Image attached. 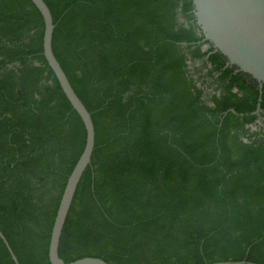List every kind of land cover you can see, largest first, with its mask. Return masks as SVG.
Here are the masks:
<instances>
[{
    "label": "trees",
    "instance_id": "obj_1",
    "mask_svg": "<svg viewBox=\"0 0 264 264\" xmlns=\"http://www.w3.org/2000/svg\"><path fill=\"white\" fill-rule=\"evenodd\" d=\"M43 1L53 54L94 127L59 257L264 264V127L251 130L264 122V84L259 95L201 42L190 0ZM43 30L31 0H0V232L19 264H50L86 137ZM0 264H14L1 239Z\"/></svg>",
    "mask_w": 264,
    "mask_h": 264
},
{
    "label": "water",
    "instance_id": "obj_2",
    "mask_svg": "<svg viewBox=\"0 0 264 264\" xmlns=\"http://www.w3.org/2000/svg\"><path fill=\"white\" fill-rule=\"evenodd\" d=\"M39 11L43 24V57L56 78L64 96L72 109L80 117L85 129V145L65 184L56 215L53 221L48 260L50 264H108L101 258L84 257L65 263L58 255L61 233L71 207L77 185L88 165L94 149V127L90 116L81 100L72 89L65 73L52 51L53 19L43 0H31ZM196 23L203 39L209 42L213 52H220L227 60V65L237 67L239 72L250 75L258 82L259 95L264 84V0H190ZM204 48H207L205 45ZM258 100L256 113L260 109ZM0 239L6 247L14 264L18 260L4 235ZM212 264H244L241 262H217Z\"/></svg>",
    "mask_w": 264,
    "mask_h": 264
},
{
    "label": "rangeland",
    "instance_id": "obj_3",
    "mask_svg": "<svg viewBox=\"0 0 264 264\" xmlns=\"http://www.w3.org/2000/svg\"><path fill=\"white\" fill-rule=\"evenodd\" d=\"M210 93H211V90L210 89H207V90L205 89V91H204V95L205 96L208 97ZM263 127H264V122H263L262 119H259V120H257L256 125H254V126L251 127V130L252 131H259Z\"/></svg>",
    "mask_w": 264,
    "mask_h": 264
}]
</instances>
